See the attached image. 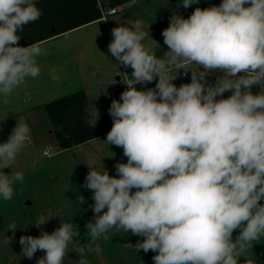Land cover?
I'll return each mask as SVG.
<instances>
[{
    "label": "clouds",
    "instance_id": "1",
    "mask_svg": "<svg viewBox=\"0 0 264 264\" xmlns=\"http://www.w3.org/2000/svg\"><path fill=\"white\" fill-rule=\"evenodd\" d=\"M198 3L181 0L178 7ZM41 15L35 0H0V96L39 76L37 58L46 49L20 46L19 33ZM111 35L109 52L133 71L122 103L111 102L105 142L121 147L127 163L115 165L118 178L89 167L83 187L93 193L91 243L81 245L77 227L62 222L50 234L21 236L23 256L32 259L40 250L45 255L37 264H63L71 248L78 264H89V253H102L96 241L114 230L143 237L137 250L157 253L154 264H239L264 237V0H222L188 18L174 12L162 32L168 48L162 58L147 50L140 20ZM192 65L204 71H192L191 82L179 87L171 82L172 69L187 72ZM211 72L222 73L214 86L205 79ZM154 80L155 88L135 87ZM29 141V125L17 122L0 143L4 201L24 181L21 171L4 169H12Z\"/></svg>",
    "mask_w": 264,
    "mask_h": 264
},
{
    "label": "crops",
    "instance_id": "2",
    "mask_svg": "<svg viewBox=\"0 0 264 264\" xmlns=\"http://www.w3.org/2000/svg\"><path fill=\"white\" fill-rule=\"evenodd\" d=\"M35 3L42 15L19 33V44L26 47L38 43L47 54L37 58L38 77L27 78L10 96H0V124L10 119L27 122L30 129L46 132L42 135L46 137L45 144L51 143L58 152L107 137L113 125L108 111L111 102L122 103L121 93L127 90L125 83L133 71L120 65L109 52L111 31L120 24L130 27L136 20L142 21L143 30L148 32L143 43L149 52L155 51L162 58L168 50L162 36L168 4L163 0H35ZM110 7L116 11L105 13ZM178 72V80L172 81L177 87L186 71ZM141 86L144 88L135 87L155 88V85ZM40 122L46 127L38 128L36 124ZM63 138L71 141L65 148L58 144Z\"/></svg>",
    "mask_w": 264,
    "mask_h": 264
},
{
    "label": "rangeland",
    "instance_id": "3",
    "mask_svg": "<svg viewBox=\"0 0 264 264\" xmlns=\"http://www.w3.org/2000/svg\"><path fill=\"white\" fill-rule=\"evenodd\" d=\"M163 2L168 4L167 15H164L166 18L163 19L164 30L169 26L170 17L174 12L188 18L195 8L219 6L222 0H199L198 4H192L188 8H184L182 4L178 7L181 0ZM190 70L199 68L192 65ZM171 72L177 74L175 79L178 80L179 72L177 73L176 69H172ZM209 74L216 77L215 83L222 75L219 72ZM155 84L156 80L146 85ZM141 85L145 84H136L137 88H144ZM251 91L253 94H259L261 88L254 85ZM231 94V91L225 92L223 97L218 96L217 99L227 98ZM17 122L10 119L0 124V143L8 140ZM40 123L36 124L38 128L46 127L43 122ZM36 125L32 128L35 129ZM42 135H46V132L30 129V141L18 153L12 169H4L9 174L11 171H21L24 174V181L14 185L15 195L10 201L0 198V264H37L45 253L38 250L32 259H28L23 256L19 238L29 235L37 237L42 232L50 234L60 227L62 222L72 223L74 228L77 227L80 235L76 239L81 245L91 243L86 224L89 221L94 222L95 214L90 207L94 203L93 193L83 187L89 167L96 170H102L104 167L110 176H117L115 165L127 163L123 149L107 144L106 137L96 139L80 148L58 152L57 147L51 143L52 146L45 144L46 137ZM46 147L48 152L44 154L42 151ZM80 196L84 197L82 204L79 203ZM42 221L46 222L39 225ZM12 224L17 228L14 232L9 229ZM238 234L239 230L234 231L233 239ZM108 235V240L96 241L102 248V253L99 255L95 252L89 253V264H154L153 257L157 253L137 250L136 245L142 242L143 237L114 230ZM9 238L10 243L6 242ZM78 260L79 254L70 248L63 264H78ZM239 264H264V237L258 242H253V246L239 258Z\"/></svg>",
    "mask_w": 264,
    "mask_h": 264
},
{
    "label": "water",
    "instance_id": "4",
    "mask_svg": "<svg viewBox=\"0 0 264 264\" xmlns=\"http://www.w3.org/2000/svg\"><path fill=\"white\" fill-rule=\"evenodd\" d=\"M195 72V71H194ZM197 72V71H196ZM191 76H192V71H187L183 74V81L182 84L190 83L191 82ZM205 79L208 82L209 86H213L216 80V77L213 75L208 74ZM181 84V85H182Z\"/></svg>",
    "mask_w": 264,
    "mask_h": 264
},
{
    "label": "built area",
    "instance_id": "5",
    "mask_svg": "<svg viewBox=\"0 0 264 264\" xmlns=\"http://www.w3.org/2000/svg\"><path fill=\"white\" fill-rule=\"evenodd\" d=\"M115 11H116V8H114V7H110V8H108V9L105 10V13H107V14H111V13H114ZM102 12H103V11H102ZM173 80H174V79H173ZM173 80H172V81H173ZM172 81H171V82H172ZM48 147H49V146H48ZM48 147H46L45 149H43L42 152H43L44 154H46V153L48 152Z\"/></svg>",
    "mask_w": 264,
    "mask_h": 264
},
{
    "label": "trees",
    "instance_id": "6",
    "mask_svg": "<svg viewBox=\"0 0 264 264\" xmlns=\"http://www.w3.org/2000/svg\"><path fill=\"white\" fill-rule=\"evenodd\" d=\"M60 147L65 148L71 144V141H69L67 138H63L58 143Z\"/></svg>",
    "mask_w": 264,
    "mask_h": 264
}]
</instances>
